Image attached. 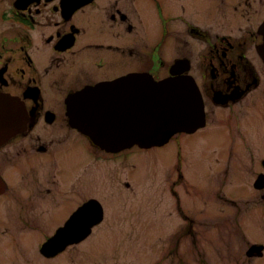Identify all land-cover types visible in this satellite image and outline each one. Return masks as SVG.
<instances>
[{
	"label": "flooded vegetation",
	"instance_id": "af4514ba",
	"mask_svg": "<svg viewBox=\"0 0 264 264\" xmlns=\"http://www.w3.org/2000/svg\"><path fill=\"white\" fill-rule=\"evenodd\" d=\"M263 22L264 0H218L217 7L215 0H0V100H13V115L19 116L10 118L11 135L7 123L0 129V264H57L65 255L67 264H88L92 236L144 234L138 225L148 217L136 207L149 206L152 192L129 180L133 185H122L128 193L123 199L113 195L117 191L104 183L99 161L118 169L136 154L145 165L153 150L173 141L176 152L162 170L164 205L174 217L171 235L183 234L186 241L171 248L177 258L170 264L264 260V61L257 50ZM135 75L157 82L189 77L205 124L161 147L118 152L102 149L72 125L69 100L76 93ZM212 130L226 140L224 147L209 146L204 166L188 171L184 138ZM69 155L65 164L62 157ZM34 156L53 158L50 188L44 178L37 194L11 196L21 181L9 168L21 179L34 169ZM113 187L119 190V180ZM43 204L50 208L51 225L33 228L41 221L33 214L41 218L47 212ZM18 208L34 220L15 216ZM67 226L75 235L89 226L91 231L53 253L45 245ZM36 233L41 235L31 244L23 239Z\"/></svg>",
	"mask_w": 264,
	"mask_h": 264
},
{
	"label": "water",
	"instance_id": "95a60500",
	"mask_svg": "<svg viewBox=\"0 0 264 264\" xmlns=\"http://www.w3.org/2000/svg\"><path fill=\"white\" fill-rule=\"evenodd\" d=\"M259 35L262 43L257 49L264 61V23ZM16 108L13 100H0V129L2 122H8V134L14 132L10 118L19 117L13 115L18 113ZM69 116L72 125L96 145L114 152L135 145L161 147L174 135L194 133L205 124L197 86L189 77L174 76L156 82L151 77L135 75L99 89L79 92L69 100ZM90 231L89 226L88 232L75 235L67 226L45 246L57 253Z\"/></svg>",
	"mask_w": 264,
	"mask_h": 264
},
{
	"label": "rangeland",
	"instance_id": "374dc122",
	"mask_svg": "<svg viewBox=\"0 0 264 264\" xmlns=\"http://www.w3.org/2000/svg\"><path fill=\"white\" fill-rule=\"evenodd\" d=\"M217 7L218 0H215ZM204 10V2L201 1V11ZM218 12L216 11V18H218ZM198 24L203 25L204 19L199 15L195 18ZM262 38V37H261ZM198 136H187L184 138V143L188 147L184 148L183 157L186 165L188 166L187 170L192 168H202L204 166V156L207 153V148L210 146L223 148L226 140L220 136V132L216 131H204ZM71 141L80 144L83 147L82 140L78 138L71 139ZM176 141H173L174 143ZM172 143L167 147L161 150H153L151 156H147L149 161L144 165L143 162H140L135 154L134 157L129 159H123L119 163L118 169L114 166L112 162H107L100 160L99 162L103 163V176L104 183L109 185L111 189L116 192V196H119L123 199L128 193L122 188V185L131 180L135 183L140 189L144 191L148 190L152 193L149 195L148 199L150 202L149 206L139 205L136 207V212L141 216H146L147 221L138 226L143 231L144 234L139 235H126V234H114L109 236H92L89 243L94 245V249L90 247L89 262L88 264H170V259L177 258L176 251L173 252V249L177 245V242L184 243L186 237L184 235L173 234L171 235L172 222L174 217H170L166 214V197L165 191L162 185L163 181V169L167 167L172 162V157L175 154L176 150ZM73 154H75L73 152ZM41 154L40 156L46 157L49 155ZM40 156H34L32 161L35 165L30 166L29 171L21 178H18V171L10 169V173L14 174L15 181H21L20 186L16 187L10 194L13 197L17 195L24 194V190L30 194H37V189L43 182L45 178V187L50 188L48 185V180L52 177V170L50 164L53 165V158L39 159ZM71 155L62 157V160L67 164L71 160ZM13 159L12 155L10 156ZM135 170V172H134ZM186 179H188V172L184 170ZM202 175V174H201ZM119 180V190H117L113 185ZM130 182V181H129ZM130 182L132 185L133 183ZM183 186V183L179 185V188ZM116 190H115V189ZM184 189H189L188 186H185ZM62 191H59L57 194L60 195ZM104 194H112L111 191L105 189ZM185 194H190L186 190ZM132 196V195H131ZM133 197V196H132ZM191 200V198H187ZM41 203H37V210H39ZM61 207V204H56ZM174 203V207H176ZM43 211L45 212L42 217H38L36 214H33V217L40 219V222H36L31 225V227H40L48 228L51 225L50 220V208L48 205L43 204ZM9 211L10 206L5 207ZM16 213L15 216H22L25 219L33 221V217L29 216L26 211L21 208L13 209ZM167 215V217H166ZM21 222V221H20ZM163 231L166 233L162 235L157 233ZM155 232L157 234H147ZM18 234V232H15ZM15 233L2 235V238H10ZM41 234L36 233V235H24L23 239L30 241V244L36 240ZM101 235V234H98ZM95 237V238H94ZM1 242V241H0ZM181 243V244H182ZM30 246H28L29 248ZM77 249V248H75ZM80 251V250H79ZM225 251V247H224ZM164 259V261L160 260ZM194 258V256H193ZM187 259H192V255H189ZM57 264H67L70 262L69 256L65 255L60 260H57ZM259 264H264V260L258 262Z\"/></svg>",
	"mask_w": 264,
	"mask_h": 264
}]
</instances>
